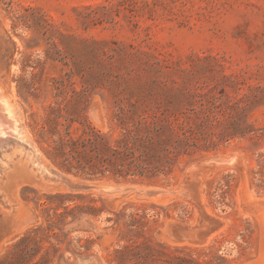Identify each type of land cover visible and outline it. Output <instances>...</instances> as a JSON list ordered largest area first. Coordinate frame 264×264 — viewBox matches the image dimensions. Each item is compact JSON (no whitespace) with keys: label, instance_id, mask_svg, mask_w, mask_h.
<instances>
[{"label":"rangeland","instance_id":"1","mask_svg":"<svg viewBox=\"0 0 264 264\" xmlns=\"http://www.w3.org/2000/svg\"><path fill=\"white\" fill-rule=\"evenodd\" d=\"M0 99V264H264V0H0Z\"/></svg>","mask_w":264,"mask_h":264},{"label":"trees","instance_id":"2","mask_svg":"<svg viewBox=\"0 0 264 264\" xmlns=\"http://www.w3.org/2000/svg\"><path fill=\"white\" fill-rule=\"evenodd\" d=\"M135 144V143H134ZM82 146L86 149L91 148V151H96V159H99V162L102 163V167H104L106 170L111 171V166L113 167H127L129 172H133V174H140L144 175L145 171L147 170L148 167H146V164L144 162L146 161V154L142 152L140 155L137 153L139 152V148L135 149L134 147H130L129 143H126L123 145V142H118V145L116 148L111 149L116 157L112 163L107 164V160H103L100 158V152H99V145L96 141V139H84L82 141ZM123 157V161L121 163H117V159L119 160V156ZM130 160V161H129ZM127 161H129L127 163ZM93 169V167H92ZM121 170V169H120Z\"/></svg>","mask_w":264,"mask_h":264},{"label":"bare ground","instance_id":"3","mask_svg":"<svg viewBox=\"0 0 264 264\" xmlns=\"http://www.w3.org/2000/svg\"><path fill=\"white\" fill-rule=\"evenodd\" d=\"M15 137H20L22 139L17 121L12 114V108L6 99H0V144H2L1 142L3 141L11 140Z\"/></svg>","mask_w":264,"mask_h":264}]
</instances>
